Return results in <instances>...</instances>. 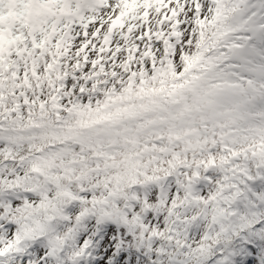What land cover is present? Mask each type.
I'll return each mask as SVG.
<instances>
[{"label": "snow or ice", "instance_id": "snow-or-ice-1", "mask_svg": "<svg viewBox=\"0 0 264 264\" xmlns=\"http://www.w3.org/2000/svg\"><path fill=\"white\" fill-rule=\"evenodd\" d=\"M0 264H264V0H0Z\"/></svg>", "mask_w": 264, "mask_h": 264}]
</instances>
